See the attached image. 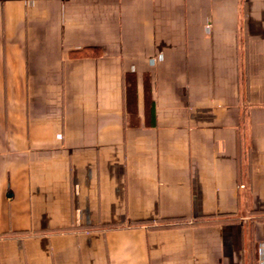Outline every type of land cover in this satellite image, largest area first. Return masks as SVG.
Here are the masks:
<instances>
[{
  "label": "crops",
  "instance_id": "obj_1",
  "mask_svg": "<svg viewBox=\"0 0 264 264\" xmlns=\"http://www.w3.org/2000/svg\"><path fill=\"white\" fill-rule=\"evenodd\" d=\"M0 264H264V0H0Z\"/></svg>",
  "mask_w": 264,
  "mask_h": 264
}]
</instances>
